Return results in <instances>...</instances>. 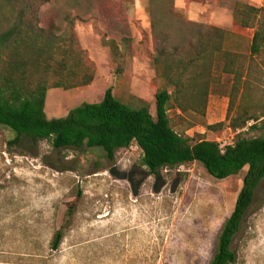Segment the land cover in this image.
Returning <instances> with one entry per match:
<instances>
[{
    "label": "rangeland",
    "instance_id": "1",
    "mask_svg": "<svg viewBox=\"0 0 264 264\" xmlns=\"http://www.w3.org/2000/svg\"><path fill=\"white\" fill-rule=\"evenodd\" d=\"M71 2L50 0L39 8L35 25L64 30L62 19H74L94 77L86 87L50 88L46 118L63 119L84 104L99 103L108 89L131 107L145 104L155 116L154 94L164 83L150 61L153 42L147 1ZM237 4L255 8V24L264 25V0H175V15L180 19L227 32L223 49L232 54V73H222L219 66L213 69L206 102H199L197 112L168 113L173 130L192 144L206 140L224 147L237 134L246 138L261 134L249 131L254 122L241 131H233L226 122L230 108L231 116L245 106L259 114L264 110V50L251 55L254 31L237 25ZM123 19L126 23L119 24ZM122 35L132 42L128 53L120 43ZM109 42L124 57L121 75ZM219 123H224L223 128L207 129ZM262 123L264 119L257 126ZM141 159L135 144L117 151L110 161L100 149L56 150L50 141L16 138L0 126V264H209L221 226L234 211L247 168L225 180L214 179L199 163L153 175L141 166ZM71 203H76L75 214L59 250L53 252L52 236L61 228ZM231 251L236 256L234 264H264V179Z\"/></svg>",
    "mask_w": 264,
    "mask_h": 264
},
{
    "label": "trees",
    "instance_id": "2",
    "mask_svg": "<svg viewBox=\"0 0 264 264\" xmlns=\"http://www.w3.org/2000/svg\"><path fill=\"white\" fill-rule=\"evenodd\" d=\"M70 1L77 4L79 0ZM146 1L153 42L150 61L164 83L154 94L155 116L145 104L131 107L108 89L101 102L84 104L66 118L49 120L44 113L47 91L89 86L94 66L78 42L74 19L68 16L62 19V24H66L64 30L35 25L39 8L50 0H0V126L11 130L16 138L50 141L56 150L84 146L100 149L110 161L117 151L135 144L142 152L141 166L153 175L166 168L199 163L214 179L225 180L247 168L234 211L221 226L209 263L234 264L232 240L252 204L257 186L264 179V123L257 126L264 119V110L259 114L245 106L231 116L230 108L226 116L228 128L241 131L254 122L249 131L261 134L254 138L237 134L224 147L206 140L192 144L191 139L176 133L171 127L169 111L197 112L199 102H206L213 69L219 66L222 73H232L229 69L232 54L223 49L228 33L180 19L175 15V0ZM255 13V8L243 4H237L234 11L237 25L254 31L252 56L264 50V25L255 24ZM122 23L126 20L119 22ZM120 43L125 52L131 51L129 37L122 35ZM109 47L112 59L119 61L116 72L121 75L124 57L119 56L114 42H109ZM55 56L60 58L57 60ZM219 62L223 64L220 66ZM238 77L236 73V84ZM223 126L224 123H219L207 129L215 131ZM75 210L76 203L67 206L63 224L52 236L51 251L59 250Z\"/></svg>",
    "mask_w": 264,
    "mask_h": 264
}]
</instances>
